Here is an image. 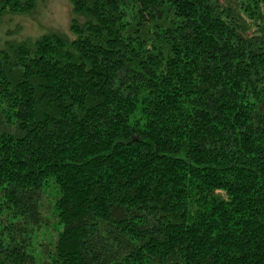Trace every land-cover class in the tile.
Segmentation results:
<instances>
[{
	"label": "trees",
	"instance_id": "trees-1",
	"mask_svg": "<svg viewBox=\"0 0 264 264\" xmlns=\"http://www.w3.org/2000/svg\"><path fill=\"white\" fill-rule=\"evenodd\" d=\"M71 2L0 0V264H264V0Z\"/></svg>",
	"mask_w": 264,
	"mask_h": 264
},
{
	"label": "rangeland",
	"instance_id": "rangeland-1",
	"mask_svg": "<svg viewBox=\"0 0 264 264\" xmlns=\"http://www.w3.org/2000/svg\"><path fill=\"white\" fill-rule=\"evenodd\" d=\"M73 18L71 0H35L32 11L15 15L3 27L15 28L13 37L30 41L50 32H61L72 36Z\"/></svg>",
	"mask_w": 264,
	"mask_h": 264
}]
</instances>
